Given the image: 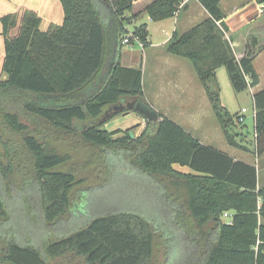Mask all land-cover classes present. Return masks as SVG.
<instances>
[{"label":"trees","instance_id":"16d2710c","mask_svg":"<svg viewBox=\"0 0 264 264\" xmlns=\"http://www.w3.org/2000/svg\"><path fill=\"white\" fill-rule=\"evenodd\" d=\"M182 1L154 0L145 12L155 21L164 20L177 13ZM198 1L210 18L185 34L176 31L167 51L192 60L228 143L244 149L247 146L238 140L243 125L239 111L231 114L223 105L216 70L225 67L235 93L259 83L254 60L264 50V16L240 30L247 43L238 55L232 45L235 35L226 37L222 0ZM60 2L63 22L45 30L33 9L0 18V223L11 218L10 205L22 193L30 209L40 200L42 227L51 226L48 233H54L71 209L77 186L83 185L86 192L95 185L108 172L109 155L115 154L162 187L166 201H175L168 204L179 227L186 231V220L195 224V240L200 228L207 227L195 264H264V187H258L256 166L201 143L160 112L159 120L152 122L134 111L146 121L135 137L130 135L135 127L104 128L110 119L131 111L114 108L124 99L145 101L142 69L122 65L115 54L116 44L121 46L130 34L127 25L140 16H126L135 0ZM131 34L149 45L145 23ZM254 106L255 153L261 156L264 90L254 95ZM174 164L199 174L183 173ZM170 183L184 186L181 203L182 196ZM230 211L232 222L223 221ZM3 230L0 264H151L156 251L151 225L128 212L98 215L59 238L47 233L42 246L29 232L21 240Z\"/></svg>","mask_w":264,"mask_h":264},{"label":"crops","instance_id":"0c3cea01","mask_svg":"<svg viewBox=\"0 0 264 264\" xmlns=\"http://www.w3.org/2000/svg\"><path fill=\"white\" fill-rule=\"evenodd\" d=\"M153 1L154 0H135L132 10L126 13V16L140 14L139 19H142V22L138 23L139 19L134 20L133 24H131L134 25L133 28L129 24L127 25V29L131 34L136 26L145 23L148 27L149 45L144 46L140 40L133 38L130 44H133L134 40H136L139 42V49H132V51L123 52L122 42L121 46L116 44L115 54H118L119 61L124 66L134 68L140 67L142 69L144 99L146 102L150 103L157 112L162 113V111L165 110L162 106L157 105L155 101H158L159 99L162 101L164 97H167L170 103L176 104L177 112L182 108V119L185 122V126L176 122L178 120H174V118L167 116L169 114L166 112L164 113L167 115L162 113L164 116L184 127L188 132L200 140L201 143L225 152L235 160L244 161L256 166L258 170V187H264V154L257 156L255 153L256 114L254 106V95L264 90V50L254 60V67L260 79L259 83L238 94H235L234 90L231 91L233 88L225 67L220 66L217 68L216 76L221 87V100L229 112L231 114L238 112V110L232 109L233 101L238 102L240 105V103L246 98L249 100L251 106L250 114H248V110L245 122L238 129V132L240 133L238 140L241 141L243 145H246L247 148L241 149L230 145L224 134L225 143L215 146L212 141H214L216 135L211 130L212 128L209 126L208 128L205 123L208 116L207 111L203 110L200 114L195 111L197 107V99L195 98L196 93H198L199 96H206L210 104L211 101L192 60L167 51V46L176 31L180 34H185L203 23L206 19L210 18V14L198 0H188L173 17L155 21L145 12V8ZM220 6L226 15L224 22L229 27V33H227L226 37L228 38L230 34L235 35L232 45L235 52L239 55L245 50L247 43L245 35L240 33V30L264 16V2H259L258 0H222ZM26 8L38 12L42 18L40 28L43 30L47 29L53 23L61 24L63 22L64 10L60 0H0V18L9 13L21 12ZM152 25L154 28L156 27L154 33ZM1 29L2 25L0 21V32ZM17 31V28L13 29L12 34H16ZM2 48L4 54V39L3 36L0 35V51ZM190 63L191 65H189ZM0 74H2V67L0 68ZM133 112L134 111H130L126 114V117L131 118V121L133 122L131 126L126 128H116L114 130H126L132 127H137L139 129V134L135 136L140 135L142 130L146 127V121L136 112H134L136 115H133ZM184 113L187 114L184 115ZM216 120L218 122L217 117ZM247 122H250V124ZM192 128H195L196 130H207L206 136H204L206 138H212V140L199 138L197 134L193 132ZM249 157H251V160H248ZM174 168L183 173L199 174L191 168L179 164H174ZM174 203L175 201L172 199L170 205H173ZM228 214L229 215L226 216V218H229L230 220L226 221L232 222L233 211H230Z\"/></svg>","mask_w":264,"mask_h":264},{"label":"rangeland","instance_id":"374dc122","mask_svg":"<svg viewBox=\"0 0 264 264\" xmlns=\"http://www.w3.org/2000/svg\"><path fill=\"white\" fill-rule=\"evenodd\" d=\"M141 20L142 19H139L138 23L142 22ZM105 23L107 28H109L110 21ZM130 26L133 28L134 25L130 24ZM154 29H156V27L152 28L153 33ZM139 47V42L134 40L133 44H122V51L128 52L132 51V49L138 50ZM3 60L4 54L2 48L0 51V68L3 65ZM189 65H191V63ZM231 91H233V89ZM195 98L197 99V107L195 111L199 112V114L203 110L208 113L205 123L207 127L209 126L212 128L211 130L216 135L214 141H212L213 144L218 146L221 143H225L222 130L216 120L209 100L206 96H199L198 93L195 94ZM155 102L165 110L162 111V113H168L169 115L166 113L164 114L174 118V120H178L176 122L182 126L185 124L182 119V108L179 110L180 113L177 112L176 104L170 103L167 97H164L162 101L159 99ZM250 106L251 104L249 100L245 98L240 105L238 102L233 101L232 109L240 111L245 107L249 110L248 114H250ZM187 113H184V115ZM133 115L136 114L134 113ZM245 115H247V113H245ZM126 116V114L115 116L105 123L104 128L112 131L116 128H126L131 126V124H133L131 118ZM247 123L250 124V122ZM192 129L199 138H206L207 130ZM133 132L137 135L139 134V129L135 127ZM206 139L212 140V138ZM54 147L60 152L67 151L66 148L59 145ZM248 160H251V157H249ZM108 161V172L103 174L102 178H99V181L95 185L90 186L86 192L83 185L77 186L71 209L67 215L63 216L59 225L55 226L57 229L54 230V233H48L51 226H48V230L42 227V221L40 220L41 215L37 209V206L40 207L41 205L40 200L37 199V205H33V208L30 209L28 207L29 205L26 207V205L23 204L24 200L22 199V193L18 196L20 198L17 197L10 205L12 210L11 218L5 223H0V231L4 229L3 231L5 233L10 235L16 234L21 240H24L25 233L29 232L34 242L42 246L45 241L41 242V240L47 233L49 238H59L66 235V233L68 234L87 225L92 218L98 215L112 212H128L141 216L154 230L156 251L151 264H195L196 258L198 259V256L201 258V246L202 241H204L207 227L203 226L202 229L200 228L198 235L196 236V240L198 239V241H196L194 238L195 236L193 235L195 224L192 220H186L184 221L186 231L184 228L179 227L176 219L171 215L172 206L168 204L172 199L166 201L167 195H165L166 193H163L164 191L162 190V187L159 186L156 181L148 175L142 174L132 166L128 159H124L122 156L111 154L108 157ZM80 166L81 164L79 163L78 167ZM187 168L190 167L187 166ZM171 185L172 183L169 184V187H174L175 185L178 194L182 196L180 200L181 203L186 196L184 186L181 183L174 184L173 186ZM30 189H32L31 191L36 192V187H31ZM84 192L85 194L83 195ZM222 219L223 221L230 220L229 218H226L225 215L222 216Z\"/></svg>","mask_w":264,"mask_h":264},{"label":"water","instance_id":"95a60500","mask_svg":"<svg viewBox=\"0 0 264 264\" xmlns=\"http://www.w3.org/2000/svg\"><path fill=\"white\" fill-rule=\"evenodd\" d=\"M114 108L116 110H123L128 109L131 111H136L146 117L149 121H157L159 120V115L156 109L154 107L143 100H130L126 101L125 99L120 102L119 104L115 105ZM131 137H135V134L133 131H130Z\"/></svg>","mask_w":264,"mask_h":264},{"label":"built area","instance_id":"2783aa9c","mask_svg":"<svg viewBox=\"0 0 264 264\" xmlns=\"http://www.w3.org/2000/svg\"><path fill=\"white\" fill-rule=\"evenodd\" d=\"M188 0H183L180 5H179V9L187 2ZM133 38V35L132 34H128V35H125L124 38L122 39V44H130L132 41L131 39ZM137 40H139L137 38ZM248 109H246L245 107H243L240 111H239V115H238V122L240 123H244L245 122V119H246V115L245 113H247ZM225 216H228L229 214L228 213H225L224 214Z\"/></svg>","mask_w":264,"mask_h":264}]
</instances>
